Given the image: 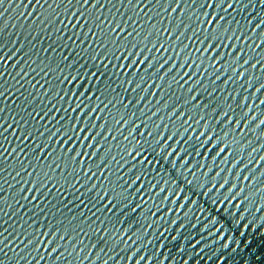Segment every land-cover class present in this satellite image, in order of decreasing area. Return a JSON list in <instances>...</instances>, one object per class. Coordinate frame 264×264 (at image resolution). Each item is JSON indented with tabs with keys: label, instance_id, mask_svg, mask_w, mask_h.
<instances>
[{
	"label": "snow or ice",
	"instance_id": "snow-or-ice-1",
	"mask_svg": "<svg viewBox=\"0 0 264 264\" xmlns=\"http://www.w3.org/2000/svg\"><path fill=\"white\" fill-rule=\"evenodd\" d=\"M75 2L80 5V8L71 12L69 23H71L72 17H76L77 22L71 23V27L76 28L77 24H80V17H85L87 27L83 33H79L82 37L81 43L84 40L91 39L96 42L97 47L82 49L76 53L75 60L70 59L69 55H63L60 57V63L53 68L50 63L44 64L42 59H31L30 52L31 55L38 56V53H33L32 49L35 45H32L29 47V52L24 51L23 56L12 64V68H19L15 73V77H19L20 80H24L30 73L34 74V78L38 77L35 83H32V80H28L26 83H29L31 88H36L39 85L40 88L44 89L42 93L38 91V94L44 98L43 102L49 106L43 111L42 115L39 112L35 114L30 112L27 115L32 116L33 119L39 116V120L47 118L54 121L51 129L47 126L42 131L37 128H24L21 144L12 147L9 151L5 143L8 137H5L4 134L13 128V124L9 123L7 127H4L3 120L8 119V117L0 115V181L8 183L4 176L5 164L8 157L13 153H15L19 162V168L15 172V177H13L14 182L20 183L16 180V177H20L22 173H25L27 168L32 169L26 172L21 186L12 193L13 196L19 197L15 201L17 204L20 200H23L33 210L28 219L21 216L23 222H21L17 234L23 235L27 242L20 240V243L23 244L20 252L24 255L17 254L15 264H20V261L25 260V257L29 255L25 251L29 246H32V253H39V255L38 257H32L30 261L27 260L26 264H32L33 259L35 264H40L41 261H45L47 264L49 259L55 261L56 264H61L62 261H65L66 254L71 257L73 252L76 253L75 258L81 264H84L85 261H89L91 250L97 248L98 245H107V253L111 254L105 253V247L101 246L95 253L94 257L96 259L90 261L91 264H98V262L99 264H109L110 261L113 264H119L120 261H124L126 264L130 261H134V264H145L146 261L150 260V254L144 253V249L151 246L152 241L148 240L147 244L141 245L144 240H147L148 230L154 229L155 222H146L143 225L144 235L142 236H137L135 231L129 233L127 229H118L115 225L109 230L108 223L110 217L115 216L117 211L120 212V215H124L129 208L132 213H136L138 209L141 210L142 204H133L129 197H139L146 204L148 202L144 199L146 189H150L154 194V200H159L160 203L168 202L174 206L166 211L173 213V209H175L178 219L168 220L167 224L169 226L175 225L177 228L183 229L185 227L183 221L189 219V217L195 221V223L189 224L192 229H196L197 225H200V235L198 238L193 237L195 243L191 245L192 248H196L197 245H201L202 241H206L200 247V252H203L205 247L217 245V247L212 248V256H216V253L222 249L238 251L246 241L251 244V241L247 240L248 232L257 219L264 220V217L254 216L249 221L248 215H252L253 210L255 213H261L264 206L255 207L253 198L248 195L245 188L238 187V185L247 182V187L255 191L252 186L255 185L258 188L259 182H264V171H261L264 167H257L261 162H264V155H259L258 158L256 156V153L264 150V128H262L264 119H261L264 116V108L261 107L264 106V99H261L264 96V92H262L264 90V55H262L264 48L261 47L264 45V39H262L264 14L261 10L247 17L240 14L250 12V9L264 8V0H167V7L164 6V3L161 5V0H155L154 3L153 0H148V4L159 5L158 8L162 7L165 10L171 6V11L167 13V26H163V29H161V27H156V23H153L151 27L155 31L147 34L143 32L142 28L133 27L137 21L131 16L123 23L115 17L101 19L98 12L93 18L91 14L96 5L100 4V0H95V2L93 0L92 6L87 9V16L85 11L81 9L84 5L89 4V0H82V3L81 0H75ZM106 2L111 4L112 0H106ZM117 2L123 3L124 0H117ZM5 3H8L10 7L4 8ZM140 3L141 0H135V3H133V0H127V4L133 9ZM13 4L18 8L25 9H29L31 5V9H35L19 12L18 16L23 19L33 17L34 13L36 14L37 11L42 10L41 15H36V19L30 23L32 31L39 35L49 25L53 24V17L56 21L57 16L60 15V11L57 10H61V5L65 4V0H59V2L58 0H51V2L50 0H19V3L16 0H0V37H2L4 30L9 27V23L4 20V17ZM72 4L73 0H66V5ZM101 7H103V4H101ZM185 8L187 11H185ZM68 9L69 7H64V13H68ZM197 9H199V14ZM216 10H218V14L214 16L212 12ZM140 11L143 12V9ZM43 12H48V16L45 17ZM149 12H151V15L144 13L147 17L145 21L150 20L153 16L160 15L157 12L154 13L152 9H149ZM173 13H178L175 19ZM136 15L139 16L140 13L138 12ZM201 15L204 17L203 19L200 18ZM237 16H240V18H236ZM160 17L163 16L160 15ZM185 17H187V21ZM128 21H131V24ZM189 21H194V23H189ZM64 23V20L59 21V24ZM85 24H80V27H84ZM41 25H43V28ZM225 25H228V27H225ZM232 25H235V27H232ZM12 27L16 28L17 25H12ZM67 27L68 25L65 24V28ZM129 28H131V31L127 30ZM218 28L223 29L222 37L215 34ZM54 32H61L60 27H55ZM90 33L91 37L89 36ZM165 33H168V35L165 36ZM174 33L176 35L172 39ZM201 33H204V35L202 36ZM250 33L253 35H250ZM153 36H155V40H153ZM137 37H139V42L136 40ZM165 37L167 43L161 42ZM60 38L59 36L56 37L51 45L43 48L40 52L55 53L57 46L68 48L69 45L66 41L63 45H58ZM72 39V36L68 37V40ZM256 40H260V43H256ZM122 41L127 43L122 44ZM182 41H190L192 46L190 47L189 43H181ZM248 41L251 42L246 43ZM15 43L16 40H12V44ZM29 43L31 42L29 41ZM237 43L240 45L239 48ZM109 44L112 45L111 48L108 47ZM24 46V42H21L19 47L11 51V55L8 54V51L0 54V80L5 75L8 61L12 60ZM76 47H79V45H76ZM4 48L5 44L0 39V50ZM226 48L230 50L228 52L221 51ZM98 49L100 50L98 51ZM153 50L160 53V55L150 57L148 54L152 53ZM169 50L174 55L169 54L165 57L163 53L169 52ZM233 51L235 54H233ZM89 52L91 54L88 59L99 62L94 67L103 68V72L92 70L87 63L81 62V53L87 54ZM242 53L243 55H241ZM193 55H195V58H193ZM109 57L111 59H107ZM138 57L140 58L138 59ZM66 61L67 63H65ZM114 61L122 63L117 65ZM125 61L127 63H124ZM205 61L208 62V67H205ZM221 61L223 63H220ZM250 62L251 66L245 68V65H249ZM141 65H145L142 70L143 74L136 70L130 73L127 71L128 69H139ZM166 65L168 66L166 71L156 77L161 83H156L155 87L161 88L162 85L167 83L168 89H170L174 84L176 89L181 91V95L176 96L173 93L166 97V90L163 87L159 98L156 100L157 106L154 111H150L147 104L138 109V112L147 116L149 121L153 120V117H157L161 107L166 110L170 123H164L162 117L159 116L156 120H161V123L156 124V130L153 131L147 122L136 123L139 119V116L136 115V109L149 93V88L152 86V82L149 83V81H152V77H155L156 73L165 69ZM65 69H68V71L66 72ZM109 69H125L121 76L127 78L120 82L119 87H113L112 84L115 83L113 81L105 85L104 89H100L99 83H103V78L107 76ZM182 69H190L191 71L185 70L181 73ZM210 69L212 70L211 75ZM257 69L259 74H253V70ZM198 73L201 76L212 78L208 85H205V82L199 78L193 79L197 77ZM225 73L230 74L221 84L226 86L229 82H233L236 87L223 97H215L213 101V93L217 92L216 82ZM246 74L247 78L245 79ZM133 76L135 79L131 78ZM168 77H171V79L169 80ZM53 79L55 83H53ZM190 81L191 83H189ZM19 82L18 80L17 83ZM145 84L147 86L142 87ZM120 87L124 88V92L130 91L132 94L145 93L146 95H137L134 101L132 99L125 101V96L121 100L120 97L123 94L117 90ZM241 88L243 94H241ZM197 89H200V91L197 92ZM249 89H254L250 96L248 94ZM109 90L114 94L112 99H108V96L104 94ZM219 90L223 92L224 88L219 87ZM6 93L11 94L4 83H0V98H3L0 99V114L5 113L3 100L7 99ZM29 95H31V92H29ZM156 95L157 93L152 91L150 96ZM173 96H175L174 102L169 106V101L173 100ZM201 96H207L208 99L201 102ZM229 96L232 103H226ZM238 96L240 98L237 103ZM181 100L184 103L177 109V104H180ZM220 100L224 101L226 110L224 106L220 105ZM249 100L258 102L246 103ZM25 101L28 104L33 102L27 97H25ZM94 101L96 103H93ZM119 108L134 109L130 113L132 119L129 120V113L127 112L119 119L112 115L110 110H119ZM185 108H189L190 111L185 112ZM237 109H240V111H237ZM20 110L23 111V109ZM149 112L150 114H146ZM192 112H195L196 115H192ZM57 113L62 114L57 116ZM102 114H108L111 117V122L105 120ZM210 116L216 121L217 128L224 125L221 132H215L212 125L208 123ZM217 117H220V119L217 120ZM177 120H180L181 127L172 131L171 129L175 127ZM225 121H227V124H225ZM242 121L243 125L241 124ZM13 122L16 123L15 120ZM24 124H27V121H24L20 127L23 128ZM200 127H203L204 131H197ZM141 128L149 130L145 134V131H140ZM125 129L127 135L124 134ZM237 129L241 133L238 135L239 138H237ZM114 131L117 134H113ZM13 133H15V129H13ZM45 133H47L46 137ZM165 133H168L167 136H165ZM187 133H192V135H187ZM209 133H212V135H209ZM248 133L252 134L253 139L247 140L246 143L242 142ZM34 136L45 137V139L43 142L37 141L31 147L22 146L24 140ZM229 136L233 138L232 144H224V139ZM177 137H180V139H177ZM121 138L125 142L122 149L118 147ZM254 140L260 141L257 144L259 147L256 145L247 151V162L243 163L241 168L242 154L245 153L246 149H249ZM109 141H116L119 157L111 155L112 149L107 147ZM170 141L172 143H169ZM213 141H215L214 145ZM50 144L52 150L45 153ZM221 144H224V146L221 147ZM174 145L176 146L174 147ZM209 145H213V147L209 148ZM230 147L233 149L232 151H229ZM129 148H131V151H129ZM217 149L219 150L217 151ZM236 149H239V151ZM205 152L208 153L207 159L212 160L215 168L218 169L211 175L209 183L201 182L200 177L208 178L209 174L213 173L214 167L207 163H197L195 167H189L192 161H185L186 156L203 157ZM22 153L28 158L27 161L19 159ZM222 154H224L223 158L217 163V158L221 157ZM237 156H239V159H237ZM32 157L36 159L35 164ZM106 157H110V160ZM96 160H100V163L96 164ZM90 161L92 164H96L95 170L89 165ZM162 161H167L172 165L175 176L171 175L170 178H164L161 173V169H164ZM253 161H255V167L249 168V165H253ZM69 164L72 168L71 171L68 170ZM110 164H114L116 167L112 169L109 167ZM229 164L230 167H221V165ZM125 165H128L125 175L133 173L135 169L133 175L128 179H125V175L120 174V170ZM45 167L48 169L47 171H43ZM57 169L60 170L58 175L64 178L63 184L55 181ZM149 169H153L155 175L160 178L158 180L149 179L147 176ZM234 169L235 172H233ZM236 169H239V171H236ZM109 172L116 175V185L105 191V185L112 183ZM242 172H247L248 175H243L241 178ZM257 172H260V177L256 176ZM224 173L228 175L225 176ZM66 177H71V180L66 179ZM176 177L181 178L180 182L177 181ZM94 178L100 180L101 183L99 185L93 182L89 184V181H94ZM232 178H235L236 183L232 182ZM145 180H148V182L145 183ZM24 184L30 185L27 190L23 187ZM49 184H51V187H49ZM133 185H136V187L130 192L129 189H132ZM116 187H119V192L116 191ZM53 188L56 189L58 197L61 192L69 190L78 193L75 196L78 201L77 204L73 205L72 200L69 199L62 205L68 212L72 211L68 205L75 208H80L81 205L84 208L90 206V217L81 209L79 220H77L74 213L72 214V220L69 222L70 224L73 222L84 224L87 231L81 226L73 227L71 231H68L64 228L62 221L53 224L52 220L44 215L45 209H48L49 205L45 203L44 207H40L39 203H32L33 201L42 200V198L44 200ZM98 189L99 191H97ZM3 191V184H0V193H3ZM26 192H34L35 194L31 198L27 194L20 195ZM213 193L216 195H213ZM89 196L90 199L86 203L85 198ZM196 197L205 198L204 204H201ZM257 198L264 199V194L257 193ZM7 200L8 196L0 195V228L3 229L0 231V256L7 258H0V264H6V261L12 259L5 252L12 241L8 239V236H5L8 228L4 227L6 222L2 220L3 216L8 215L7 209L11 208V205L7 204ZM101 201H105V203L101 204ZM97 205L100 206L97 207ZM121 205H124L123 209H121ZM245 205L250 207L246 208ZM153 206L157 208V211L148 209L147 215L154 218L160 210V204L154 203ZM20 207H23V205H20ZM20 207H17L12 215L18 213ZM60 208L61 206H58L57 203H52L48 214L51 213L52 217L55 218L56 212L60 211ZM233 208L239 211L233 212ZM52 209L56 211H52ZM91 209H95V211H91ZM40 217L44 218L43 225L39 222ZM94 217L95 219H93ZM159 219L163 220L164 218L160 217ZM97 220H99V223H97ZM30 229L31 231H29ZM167 231L168 228H165L164 232L158 234V238H164ZM73 232L75 236L72 235ZM91 233H94L95 236L90 235ZM177 235H181V233L177 232ZM86 236H92L96 239L90 245L84 244L82 237ZM189 236H191V233H189ZM45 238L47 239L45 240ZM175 238V236L172 237V239ZM5 241L8 242L5 243ZM62 241L66 243L62 244ZM78 244L83 245V247L76 251ZM121 244L124 247H120V252L131 253V255H120L118 259H115L116 253L114 250ZM41 245H43L44 251H40ZM133 245H136V247H133ZM49 246H51L50 251L48 250ZM61 248H64V251L53 257V254ZM85 248L88 249V253L81 255L85 252ZM102 253L105 254L103 259L101 257ZM212 256H209L208 259H211ZM222 258V256L217 257V262L222 264ZM167 259L166 257L165 260ZM67 264H69V261H67ZM151 264H155V261H152ZM185 264H187L186 261Z\"/></svg>",
	"mask_w": 264,
	"mask_h": 264
},
{
	"label": "water",
	"instance_id": "water-1",
	"mask_svg": "<svg viewBox=\"0 0 264 264\" xmlns=\"http://www.w3.org/2000/svg\"><path fill=\"white\" fill-rule=\"evenodd\" d=\"M17 3H19V0H16ZM51 2V0H50ZM59 2V0H58ZM95 2V0H94ZM155 2V0H153V3ZM82 3V0H81ZM93 0H89V4L88 5H84L83 11H85V15L87 16V9L89 7L92 6ZM133 3H135V0H133ZM164 3V6L167 7V0H161V5ZM101 4H103V7H101ZM174 6V5H173ZM4 8H9L10 5L8 3H5L3 5ZM45 7H47V5H45ZM64 7H69L68 9V13H64ZM159 5L156 4H148V0H141V3L139 5L136 6L135 9H133L131 6H129L127 4V0H124L123 3H118L117 0H112V3L109 4L106 2V0H100V4L96 5V8L93 9L92 12V16L93 18L95 17V14L98 12L99 16L101 19H104L105 17H109V18H117L120 19L121 22L123 23L125 20L128 19V17H133L136 19L137 23L136 25H133V27H137V28H142L143 32L145 34L149 33V32H154L155 30L151 27V24L156 23V27L159 28L161 27V29H163V26H167V13L171 11V6L165 10L162 7L158 8ZM80 8V5L77 4L75 2V0H73V4L72 5H66V0H65V4L61 5V10L58 9L57 11H60V15L57 16L56 21H55V17H53V24L49 25L47 29H45L43 32H41L39 35L36 34L35 31H32V25L30 24L32 20L36 19V15L40 16L42 10L37 11L36 14H33V17H29L28 19H23L20 18L18 16V13L21 11H33L35 9H31V5L29 6V9H25V8H18L16 7L14 4L13 6H11V8L9 9V12L5 13V17L4 20L9 23V27L6 28L4 30V33L2 35V37H0V39H2V41L5 44V48L3 50H0V54H3L4 51H8V54L11 55V51H14L15 48L20 46L21 42H24V48L21 49V51L19 53H17V55L15 57H13L12 60L8 61V64L6 66L7 70L5 71V75L2 78V80H0V83H4L5 87H7L9 89V92L11 93L10 95L8 93H6L7 99L3 100V104L5 107V113L4 114H0V115H4L7 116L8 119L3 120V124L4 127H7V125L9 123L13 124V128L9 129V131L7 133H5V137H8V139L5 141V143L8 146L9 151H11L12 147H15L18 144H21V141L23 140V131L24 128H37L40 131L43 130V128L45 126L49 127L51 129L52 125L54 124V121H50L47 118H45L44 120H39V116L36 117V119H33L32 116L27 115V113H33L35 114L36 112H39L41 115L43 114V111L49 106L48 104L44 103L43 100L44 98L41 97L38 94L39 92H43L44 89L40 88L39 85H37L36 88H31V85L29 83H26V81L28 80H32V83H35L36 79H38V77L34 78V74L30 73L28 77H25L24 80H20L19 77H15V73L16 71L19 70V68H12V64H14L16 62L17 59H20V57L23 56L24 51L25 52H29V47H31L32 45H35V47L32 49L33 53H38L37 55H31V52L29 53L31 56V59L33 60H37V59H42L44 64H51V66L53 68L56 67V65L58 63H60V57L63 55H69L70 59H76V53L81 51L84 48H95L97 47V44L94 40L88 39V40H84L83 43H81V39L82 37L79 35V33H83L86 30L87 25L85 24V17H80V24H85L84 27H80V24H77L76 28H72L71 27V23H76V17H72L71 19V23H69V15L71 14L72 11H76L77 9ZM143 9V12H141L140 10ZM149 9H152V11L155 13H159L160 15H162L164 17H160V15L157 16H153L150 20L145 21L147 19V17L144 15V13H148L149 15H151V12H149ZM261 10L262 14H264V8H256V9H250V12H246V13H241V16H250L252 14H255L256 11ZM179 11V10H178ZM185 11H187V9L185 8ZM231 11V10H229ZM140 13L139 16L136 15V13ZM197 13L199 14V9H197ZM79 14V13H78ZM178 13H173V18L175 19V16ZM212 14L215 16L218 14V10L213 11ZM43 15L46 17L48 16V12H43ZM189 15H191V13H189ZM235 15V14H234ZM201 19H203L204 17L201 15L200 16ZM236 18H240V16H237ZM60 20H64V24H59ZM185 20L187 21V17H185ZM163 21V22H162ZM107 23V21H105ZM243 22V21H242ZM129 24H131V21H128ZM189 23H194V21H189ZM255 23V22H254ZM65 24L68 25L67 28H65ZM12 25H17L16 28H13ZM41 27L43 28V25H41ZM55 27H60L61 32H54V28ZM225 27H228V25H225ZM232 27H235V25H232ZM39 30V29H37ZM128 31H131V28L127 29ZM259 31V30H258ZM62 33V35H61ZM217 36H223V29H217L216 33ZM168 33H165V36H167ZM175 33L172 35V39L175 38ZM189 35H191V33H189ZM201 35L203 36L204 33H201ZM250 35H253L250 33ZM61 37L60 40L58 41V45H63L65 43V41L68 43L69 47L68 48H63L60 46L56 47V52L52 53V52H48V53H43L40 52L43 48L48 47L49 45H51L53 43L54 40H56V37ZM72 36L73 39L72 40H68V37ZM89 36L91 37V33L89 34ZM262 39H264V33H262ZM12 40H16L15 44H12ZM137 42H139V37L136 38ZM153 40H155V36H153ZM29 41L31 43H29ZM161 42L167 43V38L165 37L164 39H162ZM189 43L190 47L191 42L190 41H182L181 43ZM227 43V41H225ZM251 41H248L246 43H250ZM122 44L127 43L126 41H122ZM256 43H260V40H256ZM76 45H79V47H76ZM143 46V45H141ZM198 46V45H197ZM109 48L112 47L111 44L108 45ZM181 47H183V45H181ZM237 47L239 48L240 45L239 43H237ZM262 48H264V45L261 46ZM100 49H98L99 51ZM123 50V49H121ZM230 49L226 48L224 50L221 51H225L228 52ZM163 51V50H162ZM250 52V50H248ZM259 51V50H258ZM40 52V53H39ZM91 54V52L84 54L81 53V57L80 60L81 62L87 63L89 65V68H91L92 70H99L101 72L104 71L103 68H96L94 67L95 64H98L99 62H93L90 61L88 59L89 55ZM119 54V53H117ZM169 54H173L171 52V50H169V52H165L163 53V55L166 57ZM233 54H235V52L233 51ZM107 55V53H106ZM150 57L152 55H160V53L155 52V50H153L152 53L148 54ZM243 55V53L241 54ZM262 55H264V53H262ZM140 57H138L139 59ZM193 58H195V55H193ZM107 59H111L110 57ZM183 62V61H181ZM242 63V60L240 61ZM67 63V61L65 62ZM114 63H116L117 65L119 63H122L120 61H114ZM124 63H127V61H125ZM177 63H179V61H177ZM205 67H208V62L205 61ZM220 63H223V61H221ZM78 66V65H77ZM251 66V62L249 63V65H245V68H249ZM145 67V65H141L139 69H128L127 71L130 73L133 70H136L138 72H140V74H143V68ZM167 65L165 66V69H162L160 72L156 73L155 77H152V81H149V83L152 82V86L149 88V93L148 95H146L145 93H136V94H132L130 91L129 92H124V88L120 87L117 90L120 91L123 95L120 97L121 100H123L124 96H125V101H127L128 99H132L133 101L136 99L137 95H146L145 99L143 101H141L140 105L137 106V113L136 115L139 116V119L136 121L137 124H140L142 122H147L151 128V130L155 131L156 130V124L161 123V120H156L159 116L162 117L163 122L164 123H170V121L168 120V116L166 115V110L163 109V107H161V110L159 113H157V117H153V120L149 121L148 117L143 115L141 112H138V109L143 107L145 104L148 105L150 111H154L156 105V100L159 98L160 93L162 91V88L164 87L166 92H165V96H169L172 95L173 93L176 94V96H180L181 95V91L179 89H176V86L173 84V87L168 89V84L165 83L164 85H162L161 88H156L155 85L156 83H161L160 81L157 80L156 77H158L159 75H162L164 73V71H166L167 69ZM111 68V65H110ZM259 69V66H258ZM257 70H253V74H259ZM191 71L190 69H182L181 73H183V71ZM65 71L67 72L68 69H65ZM125 69H120V70H115V69H109L107 72V76L105 78H103V83H99V88L100 89H104L105 85H108L110 83H112L113 81L115 82L114 84H112L113 87H119L120 82L124 79L127 78L126 76L123 77L121 76V73H124ZM212 74V70L210 69V75ZM230 73H225L224 76L221 77V79L219 81L216 82L217 85V92L213 93V101L215 100V97H223L224 95H226L227 93L232 92V90L236 87V84L233 82H229L228 85H223L221 84L223 82L224 79H226V77L229 75ZM55 75V74H54ZM15 77V78H14ZM133 79H135V77H131ZM199 78L202 81L205 82V85H208V82H210V80L212 79L211 77H206V76H201L199 73L197 74V77H194L193 79ZM247 78V74L245 75V79ZM47 79V78H46ZM168 79L170 80L171 77H168ZM20 81L19 83H17V81ZM53 83H55V80L53 79ZM191 83V81L189 82ZM147 86V84L142 85V87ZM126 87V86H125ZM130 88L132 86H129ZM185 87H187V85H185ZM219 87L221 89L224 88V91H220ZM254 89H249L248 90V94L250 96L251 92ZM152 91H155L157 93L156 96H150ZM200 89H197V92H199ZM241 94H243V89L241 88ZM29 92H31V95H29ZM262 92H264V90H262ZM104 94H106L108 96V99H112L113 98V93H111V91H107ZM186 94V93H185ZM259 95V94H258ZM150 96V97H149ZM25 97H27L28 99L32 100L33 102L31 104L26 103L25 101ZM149 97V98H148ZM239 96L237 97V103L239 102ZM3 99V98H0ZM175 96H173V100L169 101V106H171V103L174 102ZM208 97L207 96H201V102L207 100ZM261 99H264V96L261 97ZM258 101H247L246 103H255ZM93 103H96L95 101ZM184 103L183 100L180 101V104H177V109H179L181 107V105ZM226 103H232L231 97L229 96V99L226 101ZM37 105H39V107H37ZM220 105L225 107L226 110V105L224 104L223 100H220ZM262 108H264V106H261ZM20 109H23V111H21ZM134 109H124V108H119V110L117 109H111V113L112 115H114L117 119L120 118V116L124 115L126 112L129 113V120L132 119L130 113L133 111ZM145 111H147V109H145ZM185 112H189L190 109L189 108H185L184 109ZM237 111H240V109H237ZM62 113H57V116L61 115ZM146 114H150L146 113ZM105 117V120H108L111 122V117L108 114H102ZM192 115H196L195 112H192ZM198 118V117H197ZM217 120L220 119V117L216 118ZM261 119H264V116L261 117ZM13 120L16 121V123L13 122ZM24 121H27V124H24V127H20L21 124H23ZM37 121H39V123H37ZM103 122V121H102ZM101 122V123H102ZM99 123V122H98ZM208 123H210L212 125V128L215 132H221V129L224 127V125H221L219 128L216 127V121L213 120L211 118V116L208 119ZM225 124H227V121H225ZM241 124L243 125V121L241 122ZM114 127V125H113ZM181 127L180 125V120H177L175 122V127H173L171 130L175 131L176 129H179ZM262 128H264V126H262ZM13 129H15V133H13ZM123 130V129H121ZM149 129H145V128H141L140 131L144 132L145 134L147 133ZM139 131V130H138ZM182 131V129H181ZM197 131H204L203 127H200ZM113 134H117L115 131ZM124 134L127 135L128 133L126 132V129L124 131ZM164 134V133H162ZM168 133H165V136H167ZM240 130L237 129V138H239L238 135H240ZM258 134V133H257ZM47 133H45V137H46ZM187 135H192V133H187ZM209 135H212V133H209ZM256 135V134H254ZM45 137H39V136H34V137H30L28 140H24L23 141V145H26L27 147H31L34 143H36L37 141L43 142ZM139 138V137H138ZM159 138V137H158ZM54 140L56 139L55 137L53 138ZM118 139H120L118 137ZM177 139H180V137H177ZM249 139H253V136L251 133H248L247 136L245 137V139L242 142H247V140ZM232 140L233 138L231 136L226 137L224 139V144H232ZM169 143H172L171 141ZM260 141L254 140L253 144L249 146V149L245 150V153L242 154L241 157V168L243 167V163L247 162V151L250 150L251 147L256 146L257 144H259ZM215 144V141H213V145ZM224 144H221L220 146L223 147ZM213 145H209V148L213 147ZM125 146V142L122 140L121 138V142L120 145L118 146L119 148H123ZM176 145H174L175 147ZM107 147H110L112 149L111 155L113 156H117L119 157V152H118V147L116 145V141H109L107 143ZM179 148V145L177 146ZM257 147H259V145H257ZM52 150V145L50 144L49 148L45 150V153H47V151ZM219 149H217L218 151ZM233 149L230 147L229 151H232ZM237 151H239V149H236ZM129 151H131V148H129ZM7 155V154H6ZM102 156L104 155L103 153L101 154ZM214 155V153H213ZM223 155H221V157L217 158V163L219 162L220 159L223 158ZM259 155H264V150H261V152L256 153L257 158L259 157ZM208 157V153L205 152V155L203 157H199V156H186L185 157V161L189 160L192 161V163L189 165V167H195V165L197 163L200 164H204L207 163L210 166L214 167L213 169V173L209 174V177H200L201 182L204 183H209L210 181V177L212 174H214V172L218 169L215 168V165L213 163L212 160L207 159ZM110 160V157H106ZM19 159H24L25 161H27V157L24 156V154H21V157ZM171 159V158H169ZM237 159H239V156H237ZM33 163H36V159L35 157H32ZM100 160H96V164H99ZM163 163V167L164 169L168 170L165 171L164 169H161V173L164 176V178H170L171 175L175 176V170L172 169V165L169 164L167 161H162ZM233 163H235V161H233ZM96 164H92L91 161L89 162V165L92 167L93 170H95ZM255 167V161H253V165H249V168L251 167ZM110 168L114 169L116 166L114 164H110L109 166ZM221 167H230L229 165H221ZM238 167H240V165H238ZM257 167H264V162H261V164ZM5 173L4 176L6 177L8 183H3V181H0V184H3V188L4 191L3 193H0V195H6L8 196V200H7V204L11 205L10 209H7L8 211V215H5L2 217V220L5 221L6 223H4V227L8 228V231L5 232V236H8V239L12 241V243L9 245L8 249H5V252H7V256L11 257V260L6 261V264H15V260L17 258V254L20 255H24V253L20 252V249L23 248V244L20 243V240H24V242L26 243V238L23 235H18L17 234V230L20 228L21 225V216L24 217V219H28L29 216L32 215V209L29 207V205L23 201L20 200L19 204H17L15 201L19 199V197H15L12 195L13 192H15V189L21 186V183L23 182V176L26 174L27 171H31L32 169L27 168L25 173H22L20 177H16L17 181H20V183H16L13 181V177H15V172L16 170L19 168V162H18V158L16 157L15 153H13L11 156L8 157L6 164H5ZM128 165H125L124 168H122L120 170V174L121 175H125V172L127 171ZM48 169L45 167L43 168V171H47ZM69 171L72 170L71 165L69 164ZM38 171H40L38 169ZM59 169H57V175L55 176V181H59L60 184L64 183V178L60 177L59 174ZM206 171V169H205ZM236 171H239V169H236ZM246 171V170H245ZM261 171H264V168L261 169ZM135 172V169L133 170V173ZM233 172H235V169L233 170ZM133 173H129L128 175H125V179H128L130 176L133 175ZM199 173V170H198ZM139 174V173H137ZM109 175L111 177L112 183L111 184H106L104 187V190H108V188H111L113 186L116 185V180L117 177L116 175L112 174L111 172H109ZM223 175L227 176V173H224ZM243 175H248L247 172H242L241 173V178ZM147 176L149 177V179L152 180H158L160 177H157L155 175V172L153 169H149ZM257 177H260V172L256 173ZM27 178V177H26ZM191 178V177H189ZM66 179L71 180V177H66ZM102 179V178H101ZM177 181L180 182V177H176ZM54 181V182H55ZM97 183L99 185V183H101L100 180H95L94 181H89V184L91 183ZM145 183L148 182V180L144 181ZM222 182V181H221ZM232 182L236 183L235 178H232ZM74 183V182H73ZM82 183V181H81ZM139 183V182H138ZM247 182L245 183H240L238 185V187L241 188H245L248 195L251 196L253 198V204L255 205V207H261L264 206V199H258L257 198V193H262L264 194V182H259V187L256 188L255 185L252 186V188L255 189V191H253L252 189L247 187ZM9 185H11V187H9ZM30 185L28 184H24L23 187L25 188V190H27V188ZM163 186V185H162ZM49 187H51V184H49ZM136 185H133L132 189H129V191H133L135 189ZM18 191V189H17ZM81 191H83V189H81ZM99 191V189L97 190ZM116 191L119 192L120 189L119 187H116ZM156 191V190H154ZM223 191V190H222ZM27 194L29 196V198H31V196L33 194H35L34 192H26V193H21L20 195H24ZM190 195V193H188ZM78 195V193L73 192L71 190L66 191V192H61L60 196L58 197L56 195V189L53 188V190L49 193V195L47 197L42 198V200H37V201H33V204L39 203L40 207H44L45 203H47L49 205L48 209H45V213L44 215L49 219L52 220L53 224H56L60 221L63 222V226L64 228H66L68 231H71V229L73 227L76 226H81L85 228V231H87V227L84 224H78L77 222H73L72 224H70L69 222L72 220V214H76L77 216V220H79V211L81 209H83L85 211L86 214H88V216H91V213L89 211V208H84L83 205L80 206V208H75L72 205H68L69 208L72 209L71 212H68L66 208H64L62 205L66 203L67 200L71 199L73 202V205L77 204L78 201L75 199V196ZM213 195H216L215 193H213ZM243 195V194H241ZM90 199V196L85 198V202L87 203V200ZM130 200H132L133 204L135 203H141L142 204V209H138L136 213H132L130 208L128 209V211L125 212L124 215H120V212L117 211L115 216L110 217L109 223H108V228L109 230L112 229L113 225H115L116 228L118 229H127L129 233L135 231L137 236H142L144 235V228L143 225L147 222V223H153L155 222V227L154 229H149L148 230V235H147V240H144L142 242L143 244H147L148 240L152 241V245L149 247H146L144 249V253H148L150 254V260L146 261L145 264H151L152 261H155V264H185V261L187 262V264H220V262H217V257L222 256L223 258V262L222 264H264V220L261 219H257L256 223H254L251 227V229L248 232V237L247 240L251 241V244H249L247 241L245 242V244L238 250V251H232L231 249L228 250H221L220 252L216 253V256H212V248L217 247V245H212L211 247H205L203 252H200V247L203 245V243H205L206 241H202L201 245H197L196 248H192V244L195 243V240L193 239V237L198 238L200 235V225H197L196 229H192L189 224L190 223H195V221L191 220L190 217L189 219H184V225L185 227L183 229L177 228V226L173 225V226H169L167 224V221L170 219H178L176 213H175V209H173V213H168L166 210L169 208H173L174 206L168 202H164V203H160L159 200H154V194L151 192L150 189H146V194L144 199H146L148 202L145 204L143 203V201L140 200L139 197H129ZM197 200H199V202L201 204H204V199L205 198H200V197H196ZM238 202V201H237ZM52 203H57L58 206H61L60 211L56 212V216L55 218L52 217L51 213L48 214V211L51 210V204ZM101 204L105 203V201H101ZM154 203H159L160 204V210L157 213L156 217H151L147 215V210L151 209L152 211H157V208L154 207ZM235 203V202H234ZM20 205H23V207H20ZM100 205H97V207H99ZM206 206V205H205ZM20 207V211L18 213H16L15 215H12V213H14L16 211V208ZM231 207V206H230ZM246 208L250 207L249 205H245ZM124 208V205H121V209ZM185 211L187 209H184ZM182 210V211H184ZM52 211H56L55 209H52ZM91 211H95V209H91ZM233 212L235 211H239L237 209H232ZM61 213H63V215H61ZM37 215H39V213H37ZM98 216L100 215L99 213L97 214ZM254 216H260V217H264V210H262L261 213H255L254 210L252 211V215H248V220L251 221L253 219ZM163 217V220H160L159 218ZM35 218V217H33ZM95 219V217L93 218ZM43 221L44 218L40 217L39 218V222L41 223V225H43ZM179 222V220H178ZM97 223H99V220H97ZM10 225V227H9ZM26 227V226H25ZM35 227V225H34ZM168 228V231L165 232L164 234V238H158V234L160 232H164V229ZM3 229L0 228V231H2ZM47 230V229H45ZM31 231V229L29 230ZM177 232H180L181 235H177ZM189 233H191V236H189ZM73 236H75V233H72ZM90 235L95 236L94 233H91ZM175 236V239H172V237ZM84 240V244H88L90 245L91 243H93L95 241V237L92 236H86V237H82ZM47 238H45L46 240ZM206 239H212V238H206ZM8 241H5V243H7ZM62 244L66 243L65 241L61 242ZM105 247V253H107V245H98L97 248H94L91 250V255L89 256V261H85L84 264H91V260L93 259V261L96 259L95 253L98 251L99 247ZM31 247L29 246L28 249H26V253H28L29 255L25 257V260H21L20 264H26L27 260H31L32 257H38L39 253H35L31 251ZM83 247V245H77V249L76 251H79V249ZM120 247L123 248L124 245L121 244L120 246H118L114 251L116 253V256L114 257L115 259H118L120 255L123 256H127V255H131V253H121L120 252ZM133 247H136V245H133ZM14 249V251H13ZM51 246H49L48 250L50 251ZM183 249V250H182ZM40 251H44L43 245H41V249ZM64 251V248L58 249L57 253L53 254V257L55 255H58L59 252ZM69 251H71V249H69ZM88 253V249L85 248V252L81 253V255L83 254H87ZM107 254H111V253H107ZM76 253L73 252L71 257H68L66 254V258L65 261H62L61 264H67V261H69V264H81V262L75 258ZM209 256H212L211 259H208ZM102 259L105 257V254L102 253L101 254ZM168 258L167 260H165V258ZM0 258H5L6 257H2L0 256ZM32 264H35V260H32ZM40 264H46L45 261H41ZM47 264H56L55 261L49 259ZM99 264V262H98ZM109 264H113L112 261L109 262ZM119 264H126V262L124 261H120ZM127 264H134V261H130L127 262Z\"/></svg>",
	"mask_w": 264,
	"mask_h": 264
}]
</instances>
